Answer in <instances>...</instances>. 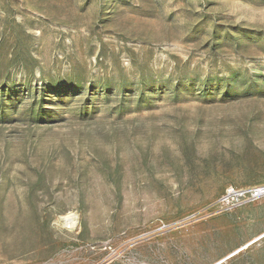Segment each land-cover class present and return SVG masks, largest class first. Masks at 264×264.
Here are the masks:
<instances>
[{"label": "rangeland", "instance_id": "rangeland-1", "mask_svg": "<svg viewBox=\"0 0 264 264\" xmlns=\"http://www.w3.org/2000/svg\"><path fill=\"white\" fill-rule=\"evenodd\" d=\"M259 189L264 0H0V264H264Z\"/></svg>", "mask_w": 264, "mask_h": 264}, {"label": "bare ground", "instance_id": "bare-ground-1", "mask_svg": "<svg viewBox=\"0 0 264 264\" xmlns=\"http://www.w3.org/2000/svg\"><path fill=\"white\" fill-rule=\"evenodd\" d=\"M255 195H256V197H259V196H263L264 195V189H260V190H257L256 192H255ZM66 220V222H69L70 220L67 218V219H65ZM64 220V221H65ZM70 223V222H69Z\"/></svg>", "mask_w": 264, "mask_h": 264}, {"label": "built area", "instance_id": "built-area-1", "mask_svg": "<svg viewBox=\"0 0 264 264\" xmlns=\"http://www.w3.org/2000/svg\"><path fill=\"white\" fill-rule=\"evenodd\" d=\"M260 190V189H259ZM255 193V192H254ZM236 196L237 197H245L246 196V193H241V191H238V192H235ZM255 195V194H254Z\"/></svg>", "mask_w": 264, "mask_h": 264}]
</instances>
